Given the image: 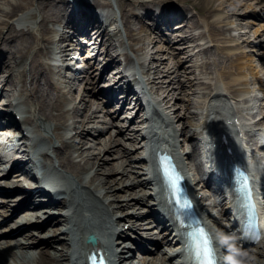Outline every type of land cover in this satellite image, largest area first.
Returning a JSON list of instances; mask_svg holds the SVG:
<instances>
[{"label": "bare ground", "instance_id": "1", "mask_svg": "<svg viewBox=\"0 0 264 264\" xmlns=\"http://www.w3.org/2000/svg\"><path fill=\"white\" fill-rule=\"evenodd\" d=\"M125 1H130L131 4L126 6ZM211 2L212 0H202L199 4H196L193 0H150L146 3H133L131 0H120L119 9L123 25L130 39L134 38L133 32H136L139 41L146 37L147 30L145 26L148 23L144 21V18L151 16L150 25L153 30L163 38L164 31H166L165 35L169 32L166 37V42L170 45H174L173 43L175 42L178 45L180 44L178 48L186 54L189 52L190 44L195 41V36L191 35V38L188 39L189 37L185 36L183 32H191L193 30L198 32V29L203 28L200 27L202 22L210 18L219 20V18H221V14L219 15V13H221V11H229L226 10V8L233 4L228 3L222 7L219 5L217 9L212 11L210 7ZM34 3L36 4L39 15V21L36 23L35 28H32L31 24H19L17 26L14 22L9 24L8 21L17 17L19 12L29 9ZM74 3L75 8L70 7V5L68 6L67 0H19V2L15 4L8 3L9 9L7 10L0 9V16L6 18V20H0V105L2 106V99L9 101V96H4L6 92H11L12 90L7 88V84H9L10 87H14L16 82L21 83L23 88L22 94L25 97V101L31 103L30 107L33 108L38 125L41 126L42 123L44 126L45 150L40 156L50 161L48 166L50 172L70 181L77 178L78 172L80 173L83 169V166H80L79 161H75V159L80 157L83 152L89 151V149L92 148L91 146L86 149L84 146L82 141V127L91 123L88 120L90 116H96L99 112H102V110L98 108H93L97 95L106 96L107 99H109L107 100L108 103L115 102L116 106H119L112 108L114 112L109 110L105 111L106 114L112 113L113 117H115L118 112L121 113L122 110L125 109L123 102L126 101L134 103L135 107L140 110V112H143L144 106H148L151 109L152 113L150 118L152 121H147L146 113H142L137 121L139 124L131 127L125 125L124 127L121 126L123 128L116 129V125L111 123L113 127H111L109 131L112 128L116 129V138L120 137L126 142L128 138L131 139L130 143L141 138V133H143L145 129H148L147 127L149 124L150 127H152L153 123L156 124V121L153 120L155 118L158 123L161 122V126H163L166 131L173 136L175 134L174 137H177V133L174 132L173 129L174 124L179 122L175 121V119L180 120L178 116L172 117L169 114L158 118V112H156L154 105L150 102L144 104L136 91L129 90L130 75L126 72L128 58L125 52L121 50L125 45L122 38L118 36L120 29L117 24L115 25L116 17L114 15H104V13L107 12L105 9L111 8L110 4L101 0H75ZM155 4L159 7L158 14L156 15L152 14V9L150 10L149 8ZM161 4H163V6H161ZM90 5L101 10L102 16L89 15L85 10V6L89 8ZM132 5H137L139 9L148 10L149 12L144 11V14L136 15L134 11L130 12V8L127 9V7H131ZM192 5L193 9H191ZM245 5L246 3L244 6ZM246 8H248V6ZM192 10L196 13H192ZM248 16L252 18L258 17L254 13H247L246 15H239L237 20L241 18V20L247 21ZM59 19H63V25L66 26V28L70 27L73 30L70 36H66V31L48 28L49 23L55 24ZM180 20H182V22L177 24L175 28L182 34L176 35V33H173L176 30L173 31L175 28L172 25ZM16 22H18V20H16ZM206 25H208L209 36L212 37L221 33L218 32L220 29L213 22L210 24L206 22ZM112 26L113 28H108ZM134 26H137V28H134ZM90 30H93L91 34ZM250 32L253 36L256 31L251 30ZM82 35L92 41L91 47H86L82 44L78 38ZM198 37L202 38L200 33ZM154 38L155 37H153V40ZM72 39L75 40V43H73L74 41ZM153 40L148 42L147 48L151 45ZM66 41H68V43L64 45ZM77 46L81 48L86 47V49L90 47V50L95 53L94 56L89 57V62H91L89 66L90 69H94L95 71L92 72L95 79L98 75L97 80L95 81L94 78L89 80L91 77L84 80L82 75L80 76V72H78L79 76L76 81H67L66 87L64 88L52 83L50 81V73L54 69L49 64L50 60L55 58L57 62L72 61V53H74L75 47ZM209 52L208 49H201L198 53H195L194 56H206ZM211 52L213 59L203 62V69L208 70L214 67L228 73L227 77H229L230 70L236 68L237 73L241 75L238 81L244 82L242 74L244 75V70H246V68L245 63L240 60V55H236L235 52L226 51V48L218 49V47ZM98 54L105 56L106 59H110L111 62L108 66H117L119 82L122 83L118 88V94L121 96L115 97V93L111 90L106 91L107 89L105 90L104 88L95 91V87H98V82L102 79L105 80L106 76H108V74L104 75L106 68H103L102 71L97 74L100 65V62L96 61V55ZM189 57L192 58L193 55ZM261 57L263 58L264 55L262 54ZM154 58L159 59L161 63V56L155 55L153 59ZM163 65L164 63L162 62L157 68H150L144 73L148 83L147 90L146 88H142L143 96L151 95L150 92L156 89V81L159 79L158 75H160V73L162 75L168 74L167 72L169 71L166 69V66ZM247 66L251 76H254L255 70L251 69V61ZM15 68H21V73H12ZM181 68L184 70L183 73L187 72L184 65H181ZM151 71H153V73H151ZM178 72H180V70ZM217 76L221 77L220 72H218ZM17 77H19V80H15ZM234 81L235 80L230 82ZM230 82H228V84ZM186 84L191 87L192 81H188ZM107 85L108 87L110 86L109 84ZM218 85V81H216L213 86L208 84L205 85L208 91L203 94H205L204 97L207 102H209V105L213 99L220 95L218 93H221L223 90L225 91L226 87H229L228 85H221V88H219ZM184 88L185 86L182 87L181 85V90L184 91ZM229 91L230 88H228V93ZM192 93H195V91ZM5 104H7V102ZM209 107L210 109L208 110ZM209 107L206 108L208 113L213 110L211 106ZM5 110L3 106L0 108V117L8 119V116L2 113V111ZM88 112L90 113L87 114ZM187 112L193 114L189 109ZM191 118H195V115H191ZM189 123L192 127L196 126V124L191 121ZM139 126L140 128H138ZM181 134L183 140L187 142L193 141L192 146L194 148L197 147V142L194 141L193 135L190 137L188 136L186 127L182 128ZM26 141L25 138L21 137L18 140V144L15 145L8 154L0 153V178H6L10 171L15 169L18 170L14 175H10L9 179L0 181L1 189H12V193L0 189V199H2L0 200V207L2 211H4V214L7 212V217L3 219L4 221L8 220L11 215L10 211H12L11 207L12 204H14L13 202L16 203V200H14L15 198H10V196L14 194L21 195V197L23 196L24 199L30 200L31 202H34L36 198L40 197L38 191H33L34 187L32 188L31 182L26 179H20L22 175L20 174L21 170H23V174L30 176L28 168L30 167L29 159L31 153L26 151L28 147ZM139 144L140 143H137V145ZM133 148H136V146H133ZM108 152H110L109 149L103 156L91 153L93 158L91 159L90 170H93V176L90 179V184L98 195L105 200L104 204L101 205L102 211L107 214L110 212L117 214L118 211L125 210L120 212V214L123 213V221L119 222L121 228H123L124 225L132 224L135 227L137 226L138 230H147L145 234L151 239L152 237L155 238V235H161V242L165 241L169 244L174 242L171 225L169 226V222L163 220L159 212H162L163 209L161 203L157 197L150 196L152 194L150 188L153 185L152 182L154 178L149 180V178L140 173L139 170H127L124 165V160L114 159ZM124 154H126L124 157L129 160L133 158L136 159L137 156L129 155L130 151H126ZM37 157L38 155L35 158ZM18 163L22 166L17 167ZM7 164H11L10 170L2 169V167H6ZM126 166L131 167L130 164ZM11 177H14V179ZM25 186L30 187V191H26ZM78 187L79 186L74 183L73 190L75 194L77 191H82L79 190ZM84 196L86 197V194L78 195L79 200L83 201ZM7 197H9V199ZM20 205L21 203L18 204V207ZM13 212L14 211H12V213ZM42 218L46 221L43 224H39L42 222ZM150 219H153L155 226H151L150 223L143 225L145 227L140 226L141 223ZM7 227H9L10 230H12L11 228H16L17 233L11 237L9 234H5V230H0V264H84L82 262L80 249L77 245V247H72V256L67 254L69 250L68 245L71 247L72 242L69 239L67 223H65L64 218L60 216H53L52 213L44 210L41 216L39 214L20 215L15 218V223L9 224ZM72 227L76 230L78 229L77 224L72 225ZM94 228L96 227H90L91 232L95 236H100L99 232ZM129 232L130 231H124L123 228V233L119 235V241L115 246L116 249L120 250V256L123 260L122 264H154L148 257L135 258L134 253L127 250L130 248L128 243H132V240L128 237L130 234ZM161 244L162 243H160V246ZM259 246H261V249L251 250L247 255V260L240 264H264V241L261 242ZM177 248L179 249V247ZM144 252V254H146V250ZM125 255L130 257L123 259Z\"/></svg>", "mask_w": 264, "mask_h": 264}, {"label": "rangeland", "instance_id": "2", "mask_svg": "<svg viewBox=\"0 0 264 264\" xmlns=\"http://www.w3.org/2000/svg\"><path fill=\"white\" fill-rule=\"evenodd\" d=\"M101 1L110 4L111 8L105 9V10H107V12L106 11L105 12L107 15H114L116 17L115 25L117 24L119 29H120V33L118 36H120V38H122V40L124 39V43L126 44V48H127V45L129 47V45L131 44V41L128 37V32L126 31L125 26L123 25V20L121 18L120 9H119V1L120 0H101ZM131 1L133 3L134 2L140 3V2H148L150 0H131ZM201 1L202 0H193V2L196 4H199ZM254 1L255 0H212L211 5H210L212 11L215 10L216 7L219 5L225 6V4H228V2L231 4L233 3V4L230 5L231 11L225 12L224 16L221 15V18H219V20H218L219 23L217 24V26L219 27V29H223L221 31V34H220L221 37L219 35L217 37L215 36L214 42H207V43L208 44L210 43L209 45H214V46H212V48L213 47L214 48L215 47L220 48L222 46V41H223L222 39L223 38L232 39L233 37L237 38L239 34H243V35L246 34V31L248 29V28H246L247 21L246 22L245 21L242 22L241 20L237 21L235 18H233L234 16L232 14H234V13L240 14V15L247 14L254 7V4H255ZM18 2H19V0H0V9L7 10V9H9L8 3L15 4ZM125 3H126V6L131 4L130 1H125ZM245 3H246V5L244 6ZM34 4L29 9H26L22 12H19L17 14V17H14L10 21H8L9 24L14 22V24L16 26L19 24H22V25L33 24L35 26V23L37 22L39 16H38L37 8H35L36 4L35 5ZM157 5H159V4H157ZM161 6H163V4H161ZM247 6H248V8H246ZM129 8H130V12L134 11V13L136 15L144 14V10L139 9L137 5H132L131 7H127V9H129ZM157 8L158 7L155 4L152 7V12L157 11L158 10ZM93 9H97V8L94 7ZM191 9H193V5H192ZM256 10L258 12V10L260 11V8H257ZM192 13L195 14L196 12L192 10ZM223 17H224V22H223ZM0 20H6V18L0 16ZM16 20H18V22H16ZM145 20H147V18H145ZM212 20L213 19L210 18L211 22H212ZM210 21H207V24H210ZM259 21L260 20H257L255 22V24H257ZM25 22H27V23H25ZM147 22H148V25H146V29L150 28L153 30V28L149 24L150 22L149 21H147ZM180 22H181V20H180ZM230 22H232V24H230V26L225 27V25L229 24ZM202 25H204V28H202V32H200V33H203L206 35L207 41H209V40L211 41L212 39L209 36V32H207L208 25H206V21L202 22L201 26ZM260 25H261V23H260ZM58 26L59 25H57L56 27L58 28ZM261 26L257 27L255 25H251L252 30L259 29V32H258L259 34L254 36L253 41L260 42V40H264V31H262L263 28H261ZM227 27H230L232 29L231 33L226 32ZM48 28H50V26H48ZM108 28H113V26L108 27ZM134 28H137V26H135ZM34 31H35V29H34ZM200 31H201V29H200ZM146 33H147L146 37L142 41V44H145L142 48L144 49L145 52L148 51V56H149L148 59H146V61H147L146 67H148V69L149 68H155V67L157 68L159 66V64H161L163 62L164 63L163 66H166V69L169 71V72H167L168 74L162 75L160 73L159 76H161L160 80L162 81V84H161V86L158 84V86L156 88V92L152 93V96H153L152 98H153V100H157L160 102L162 101L161 108L166 109V113H169V112L171 114L174 113V115L176 114V116L178 115L180 118H182V122L181 123L178 122L176 124L177 127H180L181 125H183V123L188 126L189 125L188 123L190 122L191 117L189 116V113L187 112V110L189 109L191 112L199 113L200 111H202V109H204V107H205L204 103L206 101L204 99L205 94H203V93H206L208 91V90H206L205 85L206 84L209 85V84H211L210 82H213L210 79V75L209 74L206 75L204 73V70L200 66H198V64L201 65L206 60V57L204 56V59L197 57V61H195L193 58L190 60L189 58H187V56H189L190 53H188L187 55H184L183 53H179L178 52L179 50L176 49L177 45H175V44L172 45V46H175L176 48L170 47L169 46L170 44L167 45V43L165 42V38L161 37L156 31H154V33H152L151 31H147ZM194 33L195 32H186V34H187L186 36H188V37H190L191 35L194 36ZM153 37H156L155 38L156 41L153 40L151 45L147 48L149 40H152ZM80 40L82 42H88V41H85L86 39H83V38H80ZM196 42H197L196 43L197 47H203L206 45L205 41L203 42V41L196 39ZM190 45L191 46H190L189 50H191L195 44L191 43ZM167 46H168V49H167ZM251 47H252V45H249L248 50L252 49L257 54H259L261 52L264 53V51H261V50L257 51L259 49V47H254V48H251ZM240 50H242V49H239V51ZM79 53H81V51ZM155 55L161 56V59H162L161 63H160L159 59H157V58L153 59V57ZM242 55L245 58H249L251 56L257 57V55H255L254 53L248 52V51H244V52L242 51ZM137 58H139V57H137ZM100 59H101V57H100ZM255 59L256 58L253 59L254 62H255ZM106 60L107 59H105V62H106ZM101 61H102V59H101ZM261 61H262L261 64H264V58ZM255 63L257 65L260 64L258 61H256ZM255 63L253 65H255ZM181 64L182 65L184 64L186 66L185 67L187 69L186 73H183L184 70H181V72H178L180 70ZM259 68H260V66H259ZM16 70H17V68L14 69V71H16ZM110 70H111V68L108 70V73ZM160 70H161V68H160ZM19 73H21V70H19ZM188 81H192L191 87H189L186 84V82H188ZM180 84L182 85V87L185 86L184 91L181 90ZM197 85H200V86L197 87ZM193 91H195V93H192ZM127 105L128 104H126V106ZM194 113L192 115H194Z\"/></svg>", "mask_w": 264, "mask_h": 264}, {"label": "snow or ice", "instance_id": "3", "mask_svg": "<svg viewBox=\"0 0 264 264\" xmlns=\"http://www.w3.org/2000/svg\"><path fill=\"white\" fill-rule=\"evenodd\" d=\"M166 182L170 179L166 177ZM171 187L178 192L179 189L176 188L175 180H171ZM193 240V247L195 250L196 264H213L212 261V252L208 246V240L205 237L203 229H197L190 234ZM95 264V262H94ZM98 264H105L104 259L101 257L98 261Z\"/></svg>", "mask_w": 264, "mask_h": 264}]
</instances>
